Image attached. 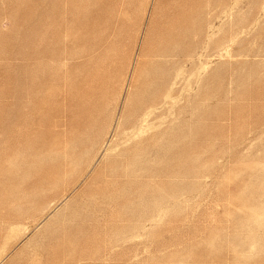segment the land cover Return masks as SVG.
<instances>
[{
  "label": "rangeland",
  "instance_id": "374dc122",
  "mask_svg": "<svg viewBox=\"0 0 264 264\" xmlns=\"http://www.w3.org/2000/svg\"><path fill=\"white\" fill-rule=\"evenodd\" d=\"M0 264H264V0H0Z\"/></svg>",
  "mask_w": 264,
  "mask_h": 264
}]
</instances>
